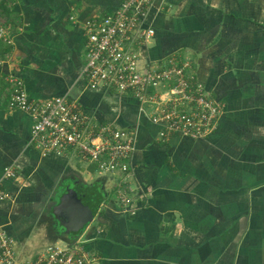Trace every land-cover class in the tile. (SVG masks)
I'll return each mask as SVG.
<instances>
[{"label": "crops", "instance_id": "1", "mask_svg": "<svg viewBox=\"0 0 264 264\" xmlns=\"http://www.w3.org/2000/svg\"><path fill=\"white\" fill-rule=\"evenodd\" d=\"M119 1L9 0L10 18L0 19L9 40L0 41V226L22 258L79 238L96 264H264V0H150L142 26L154 35L134 44L141 65L190 60L188 75L222 109L207 137L166 140L130 91L91 88L82 75L85 21ZM9 73L33 99L65 95L97 124L135 131L129 171L100 172L73 152L41 155L31 116L7 105ZM9 166L16 176L2 178ZM74 182L98 193L77 234L53 214Z\"/></svg>", "mask_w": 264, "mask_h": 264}, {"label": "built area", "instance_id": "2", "mask_svg": "<svg viewBox=\"0 0 264 264\" xmlns=\"http://www.w3.org/2000/svg\"><path fill=\"white\" fill-rule=\"evenodd\" d=\"M119 2L107 14L85 21L82 75L88 85L113 88L121 93L130 91L143 113L150 108L149 118L161 125L158 137L162 140L174 133L193 139L210 135L218 123L221 105L188 75L190 60L170 58L161 65H141V56L134 44L147 43L154 35L152 27L142 26L150 0ZM7 36V30L0 27V41H9ZM3 79L8 86V107L31 116L30 143L41 155L73 152L81 160L96 163L100 172L126 174L129 171L136 149L135 131L97 124L65 95L33 99L23 79L14 73ZM15 176V170L9 166L2 178ZM6 198L0 180V201ZM118 199L124 211L135 212L131 194L119 188ZM96 260L79 238L61 247L49 245L30 258H22L15 250L14 240L0 226V264H96Z\"/></svg>", "mask_w": 264, "mask_h": 264}, {"label": "water", "instance_id": "3", "mask_svg": "<svg viewBox=\"0 0 264 264\" xmlns=\"http://www.w3.org/2000/svg\"><path fill=\"white\" fill-rule=\"evenodd\" d=\"M97 194L95 190L86 189L78 182L66 186L59 202L53 207L54 217L65 233L78 232L93 219L92 202L96 200Z\"/></svg>", "mask_w": 264, "mask_h": 264}, {"label": "trees", "instance_id": "4", "mask_svg": "<svg viewBox=\"0 0 264 264\" xmlns=\"http://www.w3.org/2000/svg\"><path fill=\"white\" fill-rule=\"evenodd\" d=\"M8 2H9V0H0V19H4L5 17H9L11 14V9L8 6ZM81 230H79L78 232H80ZM78 232H73L71 234H77Z\"/></svg>", "mask_w": 264, "mask_h": 264}, {"label": "rangeland", "instance_id": "5", "mask_svg": "<svg viewBox=\"0 0 264 264\" xmlns=\"http://www.w3.org/2000/svg\"><path fill=\"white\" fill-rule=\"evenodd\" d=\"M58 247L62 246V244H57Z\"/></svg>", "mask_w": 264, "mask_h": 264}]
</instances>
